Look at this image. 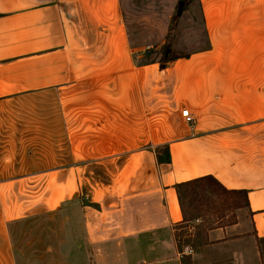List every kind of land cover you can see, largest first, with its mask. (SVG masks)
Here are the masks:
<instances>
[{
  "label": "crops",
  "instance_id": "crops-1",
  "mask_svg": "<svg viewBox=\"0 0 264 264\" xmlns=\"http://www.w3.org/2000/svg\"><path fill=\"white\" fill-rule=\"evenodd\" d=\"M132 54L119 0H0V264H264V89ZM207 175L229 221L179 202Z\"/></svg>",
  "mask_w": 264,
  "mask_h": 264
},
{
  "label": "rangeland",
  "instance_id": "rangeland-1",
  "mask_svg": "<svg viewBox=\"0 0 264 264\" xmlns=\"http://www.w3.org/2000/svg\"><path fill=\"white\" fill-rule=\"evenodd\" d=\"M119 1L134 64L158 62L160 67L167 60L165 67L178 58L203 56L205 63L192 65L193 72H227L239 78L230 79L229 84L255 83L264 89V0ZM226 18L230 21L223 25ZM214 27L218 29L212 31ZM254 75L257 78L251 80ZM156 134V128L149 129V139ZM205 192L196 186L198 194L192 200L184 195L186 215L204 216L214 224L226 214L219 222L229 221L231 209L223 199H212ZM184 231L180 248L192 244Z\"/></svg>",
  "mask_w": 264,
  "mask_h": 264
},
{
  "label": "trees",
  "instance_id": "trees-1",
  "mask_svg": "<svg viewBox=\"0 0 264 264\" xmlns=\"http://www.w3.org/2000/svg\"><path fill=\"white\" fill-rule=\"evenodd\" d=\"M166 61L167 60H163L160 62V68L164 66ZM196 186H200L201 190H208L211 194H215L218 198L223 199L224 203L230 209L237 207L241 203L242 198L245 199L244 190H227L215 178L207 175L177 185L178 199L181 205L183 195L190 197V200H192L191 197L195 194ZM179 187L183 188V190H179Z\"/></svg>",
  "mask_w": 264,
  "mask_h": 264
},
{
  "label": "built area",
  "instance_id": "built-area-1",
  "mask_svg": "<svg viewBox=\"0 0 264 264\" xmlns=\"http://www.w3.org/2000/svg\"><path fill=\"white\" fill-rule=\"evenodd\" d=\"M181 115L186 123H192L194 121V117L186 108L181 110Z\"/></svg>",
  "mask_w": 264,
  "mask_h": 264
},
{
  "label": "water",
  "instance_id": "water-1",
  "mask_svg": "<svg viewBox=\"0 0 264 264\" xmlns=\"http://www.w3.org/2000/svg\"><path fill=\"white\" fill-rule=\"evenodd\" d=\"M182 2H179V5H181Z\"/></svg>",
  "mask_w": 264,
  "mask_h": 264
}]
</instances>
